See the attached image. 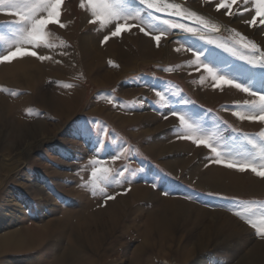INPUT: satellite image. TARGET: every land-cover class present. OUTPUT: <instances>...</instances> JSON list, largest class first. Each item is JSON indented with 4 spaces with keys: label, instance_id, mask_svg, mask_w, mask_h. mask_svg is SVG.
<instances>
[{
    "label": "rangeland",
    "instance_id": "1",
    "mask_svg": "<svg viewBox=\"0 0 264 264\" xmlns=\"http://www.w3.org/2000/svg\"><path fill=\"white\" fill-rule=\"evenodd\" d=\"M169 2L205 17L220 31L202 30L200 35L206 38L201 39L199 35L168 29L157 46L153 36L159 34L157 29L166 26L143 11L140 18L127 22L135 26L116 37L111 32L107 35L116 38L132 56L130 63L112 57L106 59L103 69L90 72L79 48L81 37L91 29L114 30V25L90 23L94 17L80 8L81 0H64L60 23L66 26L49 24L47 28L54 48L32 50L59 54L69 51L71 58L63 68L66 77L43 74L34 78L32 86H28L22 71L14 79L0 78V89L6 90L0 91V113L14 110L27 120V126L18 132L9 124L5 126L3 119L0 122V236L29 228L50 236L40 247L1 253L0 264L61 262L66 248L61 238L63 219L89 213L87 207L92 203L102 207L104 202L116 201L126 205L127 216L102 248L103 253L111 248L105 258L109 264H130L132 253L143 241L147 218L157 213L165 217L171 212L172 229L163 236L167 243L158 234H151L150 246H146L143 258L148 253L156 254H152L156 258L152 264H264V237L246 219L234 214L240 201L243 203L239 210L250 208L255 213L253 219L259 222L264 214V178L251 170L240 172L215 163L216 154L210 147L194 143L193 139L178 138L177 134L179 131L196 140L209 141L221 152L222 159L238 160L239 154L252 151L241 133L258 137L264 131V123L241 121L233 112L244 101L258 96L252 97L227 84L214 86L216 81L204 67L192 62L193 52H198L218 75L237 78L236 82L252 80L256 91L264 74L223 48L207 43V39L232 43L238 39L231 31L235 29L264 51V25L260 24L264 16L256 15L254 0L247 4L236 0L231 4V16L226 14L228 9L218 10L222 0ZM129 7L142 6L138 0H130ZM154 15L180 20L164 13ZM253 17L255 26L245 23ZM18 19L0 12V52L6 54L18 43L31 48L18 35ZM181 22L195 26L191 20ZM103 32L99 34L106 35ZM144 38L152 41L150 45L157 52L148 61L141 51ZM189 47L192 51H187ZM28 57L11 62L26 61L30 68L35 66V59ZM41 66L46 69L49 63ZM113 71L119 73L117 77ZM34 73L35 69L31 71ZM66 84L73 86L64 87ZM69 96L75 102L58 111L42 104L49 100L58 106L62 97ZM186 100L190 103L185 104ZM174 111L177 115L172 114ZM130 115L139 120L123 123L121 118ZM179 115L185 116L191 129L180 124ZM93 167L97 178L91 175ZM103 168L112 175L106 194L99 191V187H104L100 183L104 173L99 171ZM125 168L124 176H116ZM138 187L146 192L141 189L136 200L133 190ZM107 195L115 198L109 200ZM175 209L179 212L174 213Z\"/></svg>",
    "mask_w": 264,
    "mask_h": 264
},
{
    "label": "snow or ice",
    "instance_id": "2",
    "mask_svg": "<svg viewBox=\"0 0 264 264\" xmlns=\"http://www.w3.org/2000/svg\"><path fill=\"white\" fill-rule=\"evenodd\" d=\"M141 8L134 9L129 7L130 0H81L80 8L88 10L94 19L90 20V23H97V21L107 25H114V30L111 31L110 35L115 37L120 35L124 30H128L130 27L135 25H127V22L131 20H136L140 18V14L143 11L148 12L149 18H154L159 21L161 25L166 27L157 29L159 34L153 36L156 41L157 46H159L161 38L167 35L168 29H179L185 33H192L193 35H199L201 39L206 37L201 34L202 30H207L210 32H219V26L212 24L205 17L198 15L196 12L187 10L183 8L181 4L175 2H169V0H138ZM256 6V15L264 16V0H254ZM64 0H0V12L8 15L17 16L19 19L15 22L20 27L18 29V35L21 41H26L31 48H24L20 43H18L14 48H10L6 54L0 52V64L5 62H11L13 59L18 57H37L40 61L51 60L52 56L42 55L38 51L32 49H53L54 45L49 39L50 33L47 31L49 24H59L61 28L66 25L60 23V16L62 11V5ZM236 0H222V2L217 6L218 10L220 8L228 9L227 15L231 16L234 13L231 11V4H235ZM248 0H245V4ZM150 10V11H149ZM247 11V9H245ZM42 13V14H41ZM155 13H164L167 16L179 17L180 20H170L163 19L160 16H155ZM240 14V13H236ZM183 20H191L195 26L183 23ZM249 25H256V18L253 17L251 20L245 21ZM260 24L264 25V19L260 20ZM140 31L144 32V28H140ZM235 33L238 39H234L232 43L227 42H217L211 38L207 39V43L215 44L216 47L223 48L225 51L237 56L238 59L244 61L245 63L251 65L255 69H259L262 74H264V51L261 50L259 45L254 41L249 40L248 37L236 32L235 29L231 30ZM146 35L149 33L145 32ZM110 37L105 36L104 41L106 42ZM183 48V45H181ZM180 51L181 49H176ZM187 51H192L189 47ZM66 54V53H61ZM195 57L192 63L201 65L204 67L205 71L208 72L212 79L216 81L214 86H220V84H227L232 87L239 89L242 92L248 93L252 97H257L256 99L246 100L242 105H238L237 111L233 112V115L237 116L241 121H260L264 123V94L258 95V93H264V81L261 82L260 87L253 91L255 83L252 80H245L242 82H236L237 78L225 79L224 76L218 75L217 72L200 58L198 52H193ZM59 63V61H56ZM171 70V69H168ZM71 84H66L64 87H72ZM0 91H6L5 89H0ZM160 96V93H157ZM161 99L163 97L161 96ZM185 104L190 103V101H184ZM173 115H177L174 111ZM180 124L185 128H192V125L188 123L184 115H179ZM227 124L226 121H224ZM236 132V129H232ZM178 138L181 139H193L194 143H204L206 146L210 147L212 152L216 154L215 163H224L228 168L237 169L240 172H246L251 170L258 177L264 178V131L259 133V136H249L247 134L241 133L244 141L251 145L252 151H246L239 154L238 160L233 159H222L221 152L217 150L207 140H196L191 136H187L178 131ZM118 158V157H117ZM94 164L98 162H93ZM99 171L104 173V176L100 183L104 187H99V191L106 194V186L112 183L111 171L107 168L99 169ZM127 171L125 168L122 171L116 173V176H124V172ZM93 178H97V169L93 167L92 173ZM155 187V185H153ZM98 186L94 180L93 188L96 189ZM95 194V191L93 192ZM168 195V193H165ZM107 199H114V196L107 195ZM243 202L237 201L238 210L234 211V214L242 219H246L254 229L257 230V234L264 237V214L259 217V222L253 219L255 213L252 212L250 208H243L239 210Z\"/></svg>",
    "mask_w": 264,
    "mask_h": 264
},
{
    "label": "bare ground",
    "instance_id": "3",
    "mask_svg": "<svg viewBox=\"0 0 264 264\" xmlns=\"http://www.w3.org/2000/svg\"><path fill=\"white\" fill-rule=\"evenodd\" d=\"M111 30L112 29L104 30L100 28L96 30L91 29L89 33L81 37V43L79 48L81 51V55L85 61V68L88 69L90 72L103 69L104 67L103 63L106 62V59H110L112 57L120 61H123L127 64L130 63L129 61H131L132 56L126 52V49L124 47H121V44L120 45L118 44L116 38L112 37L109 38V40H107L106 42L104 41V37L106 35H109V32H111ZM101 31H104L103 33H106V35L99 34ZM150 42L151 44H153L152 41L147 38H144V40L141 42L142 55L146 60L147 58L150 59L153 56H157V52L155 51L154 47L150 45ZM40 54L52 56V59L40 61L37 57H33L37 63H35V66L31 68L29 67L30 66L29 64H26V61L25 63H23V61H21L22 63L6 62L0 65V71L3 72L0 74V78L14 79L17 72L22 71L24 77L27 80L28 86H32L34 78L41 77L43 74L47 75L48 77L59 78V79L61 77L62 78L66 77L63 68L67 66L69 58H71V53L69 51L63 55L59 54L58 51H46V52L41 51ZM56 61H59V63H57ZM44 62L49 63V67L46 69H43V67L41 66V64H43ZM34 69H35V73L32 75L31 71H33ZM113 73H114V77H117V75L119 74L114 71ZM111 77H113V75H111ZM74 102H75L74 97L69 96L67 98L62 97L60 99V103L58 104V106L54 104V102H51L49 100H44L42 104L46 109L49 110L54 109V111H58L60 107H65L66 105L73 104ZM10 112H13L14 114L11 113L12 115L10 116ZM2 119H3L2 123H4L5 126H7L8 124L11 125L10 127L13 131L18 132L19 130L23 129L22 127H24V125L27 126L26 123L27 120L25 121V119L22 118L21 115H17V113L14 110L8 111L7 109V111L0 113V122ZM121 119H123L122 120L123 123L124 122L134 123L136 122V120H139V117H137L136 115L133 116L130 115V117L124 116ZM40 126L43 125L41 124ZM5 166L7 167L8 165L5 164ZM1 189L2 188L0 187V190ZM141 189L142 188L138 187L133 190V196L135 197V199L138 198ZM144 191L145 189H142V192ZM96 205H97L96 203H92V205L87 207V209H89V213L86 210L87 212L85 214H81L79 216H76L75 214L73 215L71 214L66 216L65 219H63L62 221L63 236L61 238L64 239L66 248H65L63 260L59 263H57L55 260V263L53 264H109L108 261L106 262L105 258H106V254H108L106 252L111 250V248L104 249V253L102 248L107 243L106 242L107 237L118 229L119 227L118 225L120 224L121 220H123V218L127 216L126 215L127 207L125 204H123L122 201L104 202L102 207H98ZM179 206L180 208H183L182 204H180ZM197 209L198 208H196V210ZM175 212L176 209L174 213ZM177 212H179V210H177ZM166 213L168 214V212ZM172 214L173 213L171 212V215L169 213V215L162 217L159 216L157 213V215L147 218V220L144 223L145 230L143 235L144 236L143 241L132 253L130 264H152L153 262H156L155 256H152V254L155 253H151V254L148 253L144 258L143 256L147 252V247L150 246L149 243L151 242L152 239L151 234H158V236L162 237L163 239L164 234L172 229L173 218H174ZM84 215L86 217H83ZM101 230H103V233H100ZM41 232H39V230L29 228L25 232H19V233L16 232V233L0 236V254L8 251L23 250L31 246L40 247V245L46 239L49 240L50 237L49 235L43 234L44 232L43 233ZM58 232L60 233L61 230ZM165 242L167 243L166 239ZM113 247H114V243H113ZM150 250H152V248Z\"/></svg>",
    "mask_w": 264,
    "mask_h": 264
}]
</instances>
